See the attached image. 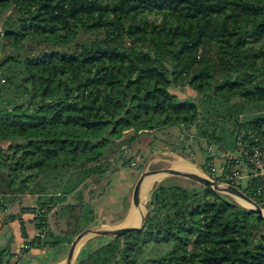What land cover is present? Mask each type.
Wrapping results in <instances>:
<instances>
[{
	"label": "trees",
	"instance_id": "1",
	"mask_svg": "<svg viewBox=\"0 0 264 264\" xmlns=\"http://www.w3.org/2000/svg\"><path fill=\"white\" fill-rule=\"evenodd\" d=\"M173 128L175 151L200 152L214 180L264 208V0H0V213L21 254L64 252L96 224L93 194L129 164L123 146ZM206 146L224 157L220 175ZM174 180L152 186L142 229L76 264H264V219ZM23 196L34 204L9 212ZM14 256L0 248V264Z\"/></svg>",
	"mask_w": 264,
	"mask_h": 264
},
{
	"label": "rangeland",
	"instance_id": "2",
	"mask_svg": "<svg viewBox=\"0 0 264 264\" xmlns=\"http://www.w3.org/2000/svg\"><path fill=\"white\" fill-rule=\"evenodd\" d=\"M177 95L181 98H186L192 96L193 92L186 89H172ZM131 131L127 130L123 133V137H128L131 135ZM178 130L173 128L169 132L164 134H158L155 138L145 137L138 141H135L131 144V146H123V155L124 157L129 156V164L126 166H122L121 164L112 166V173H110L105 181L103 182L101 188L96 189V193L93 194L92 202L95 203L97 207V219L96 221H114L118 218H123L124 215H127L128 212L132 213V218L135 223H139L140 214L136 210H128L129 208V197L133 194L135 185L137 184L139 178L145 171H152L158 169H176L180 171H184L177 167V163L180 161H184L190 164L195 172L201 173L205 176L213 178L211 174H208L202 168V164L205 162L204 155L200 154V152L189 154L184 156L181 152L175 151L173 149V142L176 139H179ZM207 152L211 157V161L209 162V166H211V170L216 175L221 174V167L224 161V157L219 155L218 148L216 146H206ZM112 160L113 157H110ZM115 159V158H114ZM181 159V160H180ZM208 165V164H207ZM114 168V169H113ZM241 184L245 186L248 181V169L245 167L241 168ZM186 172V171H184ZM156 177L151 182V186L145 188V190L141 191V200L144 203H147L149 199V193L154 185V183L163 180L168 177V175H148L143 180V184L150 179L151 177ZM176 183L185 184L187 182L186 178L183 176H175ZM234 199V198H233ZM235 200V199H234ZM236 201V200H235ZM35 202L34 197L23 196L20 199V202L14 204L9 208V212L14 213L19 211L21 206H32ZM237 202V201H236ZM238 203V202H237ZM264 211V208H262ZM128 211V212H127ZM95 226H105L106 224H95L91 227ZM31 231V229L29 230ZM30 234H35V231H31ZM107 237L94 235L86 240H84L80 246L77 248L75 260L85 253L87 249H90L92 246L98 244L105 240ZM69 247L65 248L62 256V260L59 262H55L54 264H64ZM19 255V254H17ZM31 262H24L22 264H46L41 260H36L35 255L30 256ZM14 260V259H12ZM51 263V262H49Z\"/></svg>",
	"mask_w": 264,
	"mask_h": 264
},
{
	"label": "water",
	"instance_id": "3",
	"mask_svg": "<svg viewBox=\"0 0 264 264\" xmlns=\"http://www.w3.org/2000/svg\"><path fill=\"white\" fill-rule=\"evenodd\" d=\"M155 174L168 175V176H176V175L183 176L185 178L194 180L203 185H207L217 192L231 196L241 206L254 211L258 219H264L263 209L252 198H250L248 195H246L241 189H239L236 186H233L225 182L216 181L198 172H184V171L171 169V168L145 171L139 178L137 184L135 185L134 191H133L134 208L136 210H142L139 224L126 225L122 227L95 226V227H89L81 231L72 240L69 246L68 253H67L64 264H76L77 263V261L75 260L77 248L80 246V244L84 240H86L87 238L91 236L99 235V236H106V237H114V236L122 235L131 230L142 229L145 225V220H146L147 211H148L146 203L142 202L141 200L143 180L148 175H155ZM2 228H3V222L0 219V231L2 230Z\"/></svg>",
	"mask_w": 264,
	"mask_h": 264
},
{
	"label": "crops",
	"instance_id": "4",
	"mask_svg": "<svg viewBox=\"0 0 264 264\" xmlns=\"http://www.w3.org/2000/svg\"><path fill=\"white\" fill-rule=\"evenodd\" d=\"M129 208L127 207L128 210H136L134 208V204H133V194L131 195V197H129V204H128ZM137 212H139L140 214V218H141V214H142V210H136ZM128 212V211H127ZM133 214L130 213V211L128 212L127 215H124L123 218H118L115 219L114 221H98L96 222V224L100 223V224H106L109 225L108 227H122V226H126V225H137L139 223H135L133 221V218L131 217ZM3 213H0V219L3 222ZM9 245L11 251L13 253H15V256L13 257V259H18L20 258L19 264H22L24 262H31V257L32 255H35L36 260H41L42 262L46 263V264H54L55 262H59L62 260V256H63V252H59L57 255L54 256H46V257H40L38 255L37 251H29L28 253L25 254H21L20 253V248L23 246V239L20 235V232L18 230V225L15 222H10L9 224L5 225L3 223V228L0 231V248L3 246ZM48 253V252H47ZM19 254V255H17ZM51 262V263H49ZM33 264V263H31Z\"/></svg>",
	"mask_w": 264,
	"mask_h": 264
},
{
	"label": "built area",
	"instance_id": "5",
	"mask_svg": "<svg viewBox=\"0 0 264 264\" xmlns=\"http://www.w3.org/2000/svg\"><path fill=\"white\" fill-rule=\"evenodd\" d=\"M238 150H239V153L240 154H243L245 156H247V160L251 163H253L256 167H259L261 168L262 167V163L258 160V159H255L254 156L251 157V155L248 154V151H247V148H245V146L239 144V147H238ZM255 155H258V153H256ZM223 168L221 167V172H222ZM213 176V175H212ZM239 178V174L238 172L234 171L232 173V175H228L226 178ZM211 178V177H210ZM213 179V178H212Z\"/></svg>",
	"mask_w": 264,
	"mask_h": 264
},
{
	"label": "bare ground",
	"instance_id": "6",
	"mask_svg": "<svg viewBox=\"0 0 264 264\" xmlns=\"http://www.w3.org/2000/svg\"><path fill=\"white\" fill-rule=\"evenodd\" d=\"M177 167L182 169V170H184V171H186V172H195L193 167L190 164H188L187 162L185 163L184 161H180L179 163H177ZM154 178H156V177L155 176L151 177L150 179H148L145 182V184H143L142 191L145 190V188H148V187L151 186L150 184H151L152 180H154Z\"/></svg>",
	"mask_w": 264,
	"mask_h": 264
}]
</instances>
